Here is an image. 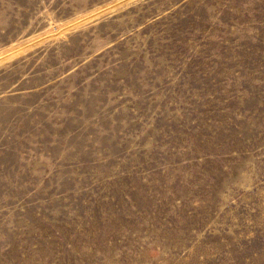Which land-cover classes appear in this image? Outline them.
Wrapping results in <instances>:
<instances>
[{
	"label": "rangeland",
	"instance_id": "1",
	"mask_svg": "<svg viewBox=\"0 0 264 264\" xmlns=\"http://www.w3.org/2000/svg\"><path fill=\"white\" fill-rule=\"evenodd\" d=\"M0 264H264V0H0Z\"/></svg>",
	"mask_w": 264,
	"mask_h": 264
}]
</instances>
